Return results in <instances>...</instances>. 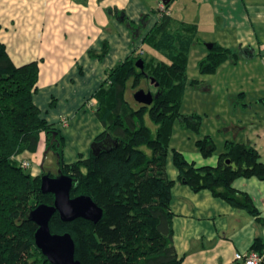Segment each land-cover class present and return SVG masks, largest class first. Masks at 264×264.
Returning a JSON list of instances; mask_svg holds the SVG:
<instances>
[{"label": "trees", "instance_id": "16d2710c", "mask_svg": "<svg viewBox=\"0 0 264 264\" xmlns=\"http://www.w3.org/2000/svg\"><path fill=\"white\" fill-rule=\"evenodd\" d=\"M169 1H162L165 7ZM110 12L128 27L133 43L141 37L149 15L135 22L123 10L110 8ZM141 42L161 52L166 60L154 63L142 57V70L136 66L141 56L133 51L107 70L106 79L92 95L97 100L95 114L104 130L93 139L88 157L80 155L66 162L61 131L33 101L39 60L16 65L0 39V264H53L35 244L37 224L29 219V212L40 203L52 204L54 195L43 193L41 175L25 171L17 158L24 151L35 153L43 134L45 154L54 153L58 169L77 182L71 196L89 195L103 209L96 223L84 218L65 222L58 213L50 220L51 232L72 235L75 258L81 264H181L173 241L174 180L166 173L169 151L180 183L193 191L208 189L262 220L250 195L232 185L238 177L255 176L264 181V161L254 144L226 140L216 165H196L170 146L177 118L194 130L200 126L197 113L185 115L179 109L187 86L197 81L188 79L187 74L190 48L201 42L195 26L176 24L163 12ZM107 51L104 42L100 51L90 50L89 54L102 59ZM238 57L239 50L212 42L197 66L201 73L211 74L227 59L236 62ZM151 78L158 84V96L149 105L131 104L125 96L128 85L137 88L142 80ZM195 145L205 156L215 149L208 134L197 139ZM251 249L264 250L259 237Z\"/></svg>", "mask_w": 264, "mask_h": 264}, {"label": "crops", "instance_id": "0c3cea01", "mask_svg": "<svg viewBox=\"0 0 264 264\" xmlns=\"http://www.w3.org/2000/svg\"><path fill=\"white\" fill-rule=\"evenodd\" d=\"M161 1L157 0L150 13L142 0H118L117 4L107 0H0V39L12 61L21 65L39 60L34 103L42 111L40 96H48V101L50 96L56 98L52 114L42 115L61 131L66 162H73L80 155H90L93 139L104 130L95 114L92 95L106 79L107 70L142 43L144 34L158 19L157 7ZM132 3L137 5L134 7ZM110 8L123 10L135 22L142 15H149L139 40L132 42L125 23L118 20ZM166 9L176 24L195 26L196 37L201 42H217L232 51L239 50L236 62L227 59L211 74L222 68L245 64L247 74L244 78L253 80L257 77L256 90L261 91L260 81L264 80V0H171ZM104 42L108 51L102 59L89 54L90 50L100 51ZM201 42L192 44L188 65L192 53L196 65L206 55L205 44L203 48H195ZM255 63L260 65L257 71L253 67ZM241 83L236 86L237 95L244 100L246 88ZM243 105H248L246 100ZM65 116L68 123L62 125L60 120ZM260 138L264 140V131ZM239 141L252 143L249 139ZM254 145L258 149L257 144ZM196 149L198 151L191 154L179 151L196 165H216L224 144L220 152L210 156L203 155L197 146ZM166 173L174 180L171 188L173 241L182 258L181 264H243L234 258L235 252L249 251L256 237L264 244L263 180L255 176L238 177L232 183L233 187L250 195L262 218L260 221L246 209L234 207L208 189L193 191L180 183L171 151L166 158Z\"/></svg>", "mask_w": 264, "mask_h": 264}, {"label": "rangeland", "instance_id": "374dc122", "mask_svg": "<svg viewBox=\"0 0 264 264\" xmlns=\"http://www.w3.org/2000/svg\"><path fill=\"white\" fill-rule=\"evenodd\" d=\"M107 2L117 4L118 0H107ZM142 2L148 6L149 12L152 13V8L157 0H142ZM161 4L163 5L162 10H160L161 6L159 7ZM132 5L135 7L137 4L132 3ZM166 10L165 4L161 1L157 7L158 16L166 12ZM203 44L205 42H201L195 48H203ZM133 51L135 55H140L141 59L144 57L146 61H153L155 63L160 60H166L161 52L145 43H141ZM245 67V64H237L234 68L229 66L227 69L222 68L216 74L204 75L200 73L198 66L194 64V55L192 53L190 64L187 66V74L188 79L197 78V81L193 85L189 84L187 86L182 95L179 109L180 113L185 115L197 113L200 116V126L198 131L194 130L177 118L173 124L171 147L183 150L186 154H191L194 151H198L194 140L208 134L215 144L213 153H218L222 150L224 141L227 138L238 141L249 139L252 141V144H257L261 160L264 161V140L260 138L264 131V80L262 83L260 81L261 86H259L261 87V91H257L259 81L257 77L253 80L244 78L247 74ZM253 67L257 71L260 65L258 63L256 65L255 63ZM239 83L243 84L246 88L244 100L247 101L248 105H243L244 100L240 99L237 95L239 90H237L236 86ZM43 87H41V90ZM139 88H143L145 91L150 90L153 94H156L157 91V86L151 79L142 80L140 86L137 88H132L128 85L125 96L133 105L137 102L133 97V93ZM46 90L47 88L44 89V91ZM260 98L263 100H259ZM55 101V97L50 96L48 101V96H40L39 102L44 108L41 114L48 116L52 114L51 110L55 108ZM94 101L93 107H96L97 100L95 99ZM236 134L238 137H236ZM46 144L47 142L43 134L38 150L35 153L30 154L28 151H24L17 156L20 160L30 161L31 166L25 168V171L31 172L32 175H41L46 170L59 173L54 153L47 152L45 154ZM43 165L46 170L42 169Z\"/></svg>", "mask_w": 264, "mask_h": 264}, {"label": "water", "instance_id": "95a60500", "mask_svg": "<svg viewBox=\"0 0 264 264\" xmlns=\"http://www.w3.org/2000/svg\"><path fill=\"white\" fill-rule=\"evenodd\" d=\"M207 48L212 43H205ZM136 66L143 70L144 61L139 58ZM154 82V79L151 78ZM157 86L158 84L155 83ZM158 94L152 91L137 89L133 93L134 99L141 104L149 105ZM96 154V151L92 149ZM40 189L43 193H52L54 201L52 204L40 203L31 209L29 219L37 224L34 234L36 246L53 264H81L75 258V242L69 232L54 233L50 230V220L55 213H58L62 221L69 222L76 218L88 219L96 223L103 215V209L86 194L71 196L72 188L77 184L74 178L60 171L55 176L45 172L40 176Z\"/></svg>", "mask_w": 264, "mask_h": 264}, {"label": "built area", "instance_id": "2783aa9c", "mask_svg": "<svg viewBox=\"0 0 264 264\" xmlns=\"http://www.w3.org/2000/svg\"><path fill=\"white\" fill-rule=\"evenodd\" d=\"M161 6V7H160ZM160 10L163 9V5H159ZM62 125H67L68 119L67 117H62L60 120ZM21 166L23 168H29L31 166L29 160H21ZM234 258L238 261H242L243 264H264V250L262 252H258L250 249L247 252H235Z\"/></svg>", "mask_w": 264, "mask_h": 264}, {"label": "flooded vegetation", "instance_id": "af4514ba", "mask_svg": "<svg viewBox=\"0 0 264 264\" xmlns=\"http://www.w3.org/2000/svg\"><path fill=\"white\" fill-rule=\"evenodd\" d=\"M55 161H56V160H55ZM56 163H57V161H56ZM45 170H46V169H45ZM47 171H50V170H47ZM50 172H52L53 176L57 175V173H54L53 171H50Z\"/></svg>", "mask_w": 264, "mask_h": 264}]
</instances>
